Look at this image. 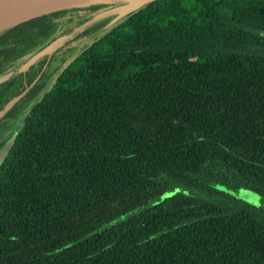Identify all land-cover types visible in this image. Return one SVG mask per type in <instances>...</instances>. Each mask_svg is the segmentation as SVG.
Listing matches in <instances>:
<instances>
[{"label":"trees","instance_id":"trees-1","mask_svg":"<svg viewBox=\"0 0 264 264\" xmlns=\"http://www.w3.org/2000/svg\"><path fill=\"white\" fill-rule=\"evenodd\" d=\"M46 5L0 32V264H264V209L227 192L264 200V0H144L50 83L18 69L109 4Z\"/></svg>","mask_w":264,"mask_h":264},{"label":"rangeland","instance_id":"rangeland-1","mask_svg":"<svg viewBox=\"0 0 264 264\" xmlns=\"http://www.w3.org/2000/svg\"><path fill=\"white\" fill-rule=\"evenodd\" d=\"M89 3L86 6V0H57L55 4H49L50 6L45 7L44 10L50 9L51 6H57L60 5H70L73 7H76L77 9L80 8V12H84L86 8L99 6L100 3H106L109 4L107 9L103 12H99L96 15H93L91 19H87L86 17H82L79 20H77L75 23L71 24L69 26L70 32L66 35L64 39H66V42L61 45L57 46L56 49L51 52L49 55L50 58L52 57L53 61L51 64H48L45 69V76H46V82L50 83L54 76L59 71L55 67H60V59L64 56H72L76 50L80 49L84 44L88 43L89 40L92 38L98 36L100 33L105 31L107 28H109L111 25L115 24L116 22L120 21L124 17L128 16L134 9L141 7L142 5L139 3L131 5L125 4V2H121L120 0H87ZM134 0L130 1L133 2ZM42 7H35L28 10H24L21 12H17L9 17V19L6 21V23L10 24L13 22H17L18 20L25 19L28 17L30 13H41L43 12ZM34 13V14H35ZM86 30H90V33H86ZM80 47V48H79ZM48 53H45L41 59H44ZM49 58V59H50ZM26 73V72H25ZM24 73V74H25ZM25 76H27L25 74ZM45 89V86L42 90ZM21 120L13 121H7L3 123L0 127V147L2 146L1 153H0V162L2 161L4 155L6 154L8 148L10 147L13 137L16 134L19 124ZM217 188L221 191H226L225 187L217 186ZM176 192H183L187 195H194L199 196L200 194L196 191L177 187ZM228 194L231 196H234L238 200H241L249 205L259 206L260 208L264 209V200L260 198L256 193L252 191L247 190H230L227 191ZM170 196L169 193L165 194L164 197ZM163 197V198H164Z\"/></svg>","mask_w":264,"mask_h":264},{"label":"water","instance_id":"water-1","mask_svg":"<svg viewBox=\"0 0 264 264\" xmlns=\"http://www.w3.org/2000/svg\"><path fill=\"white\" fill-rule=\"evenodd\" d=\"M53 1H57V0H0V12L10 13L7 17H3L0 20V22L2 23V26L0 27V32L3 29H5L6 27H8L10 24H12V23H10V24L6 23V21L9 19V17L11 15H13L17 12H21V11L28 10L31 8L39 7L43 4H47V3H50ZM142 1H144V0H140V2H139V0H134L133 2H129L127 5L132 6L134 3L137 4L138 2L141 4ZM86 3H89V2L86 0ZM136 9H134V10H136ZM23 20L24 19L18 20L17 22H13V23L22 22ZM64 38L65 37H60V38L54 40L52 43H50L49 45H47L46 47L41 49L38 53L31 56L27 61H25L20 66V68L18 69V72L19 73L26 72L36 61L41 59V57L45 53H48V55L51 54V52H53L56 49V47L64 40ZM12 75H13L12 71L1 75L0 76V84L9 80L12 77ZM241 190H246V189H241ZM247 191H251V190H247Z\"/></svg>","mask_w":264,"mask_h":264},{"label":"flooded vegetation","instance_id":"flooded-vegetation-1","mask_svg":"<svg viewBox=\"0 0 264 264\" xmlns=\"http://www.w3.org/2000/svg\"><path fill=\"white\" fill-rule=\"evenodd\" d=\"M49 56V55H48ZM49 58H50V56L48 57V61H49ZM29 70V69H28ZM27 70V71H28ZM26 71V72H27ZM10 72V71H9ZM13 72V71H12ZM14 73L15 72H13V75H14ZM25 73V72H24ZM12 75V76H13ZM38 78V76L36 77V79ZM23 85L25 84V81L24 82H21ZM8 90H10V89H8ZM26 92H27V90H24L23 92H21L20 94H18V97H19V99L20 98H22V97H24V95H26ZM15 93H17V92H14V93H12V96H14L15 95ZM34 99H32L31 101H33ZM16 101V99L14 98V97H12L8 102H7V104H6V106H4V108H3V110L0 112V118L3 116V114H4V112H6L7 110H9L10 108H11V106H12V104L14 103ZM22 115H23V110H21V111H19V112H17V113H14L12 116L13 117H16V118H20V117H22ZM0 149H2V146L0 147ZM0 153H1V150H0Z\"/></svg>","mask_w":264,"mask_h":264},{"label":"bare ground","instance_id":"bare-ground-1","mask_svg":"<svg viewBox=\"0 0 264 264\" xmlns=\"http://www.w3.org/2000/svg\"><path fill=\"white\" fill-rule=\"evenodd\" d=\"M55 2L57 1H53V2H50V3H47L46 7L50 6L49 4H55ZM55 6V5H54ZM10 13H4V12H0V20L3 18V17H7ZM21 20V19H20ZM2 26V23L0 22V27Z\"/></svg>","mask_w":264,"mask_h":264}]
</instances>
